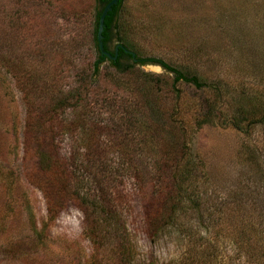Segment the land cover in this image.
Segmentation results:
<instances>
[{
    "label": "rangeland",
    "instance_id": "rangeland-1",
    "mask_svg": "<svg viewBox=\"0 0 264 264\" xmlns=\"http://www.w3.org/2000/svg\"><path fill=\"white\" fill-rule=\"evenodd\" d=\"M94 11L93 0H0V264H264V123L246 126L241 112V127L230 123L237 102L257 110L255 119L264 111V0H123L120 6L117 29L140 56L208 83L197 89L172 82L159 65L138 66V78L159 79V100L189 142L185 198L214 218L206 231L185 212L178 227L153 240L141 203L159 192L168 169L144 128L148 117L131 80H116L103 61L80 106L48 118L54 99L91 71ZM18 61L32 64L35 83L20 80L28 70ZM30 94L42 99L31 106L44 122L36 130L52 134L58 155L70 159L68 195L52 210L32 183L34 161L22 156ZM209 94L214 116L200 123ZM83 108L82 124H71ZM78 205L90 213L88 230Z\"/></svg>",
    "mask_w": 264,
    "mask_h": 264
},
{
    "label": "trees",
    "instance_id": "trees-1",
    "mask_svg": "<svg viewBox=\"0 0 264 264\" xmlns=\"http://www.w3.org/2000/svg\"><path fill=\"white\" fill-rule=\"evenodd\" d=\"M109 0H93L95 11H94V21H93V28L91 32V43L95 49L94 59L91 62V66L89 65V69L91 70L89 73L84 74L81 80V85L78 86H70L65 92L60 95L58 98H55L51 107L49 108L48 118L51 119L55 117L56 110L70 108L73 109L75 107L80 106V102L82 100V91L87 85L86 83L90 81L98 82L99 77L98 75V67L103 61H107L109 66L117 76L116 80H131V86L136 93L140 96L142 102L139 104V110L141 115L145 116L147 119L145 120V127L149 132V139L153 137L152 143L159 148L160 160L164 164V166L168 169V172L163 171L161 173L162 177H159L160 185L162 188L158 187L159 192H152L148 194V198L142 200L141 203V210H142V217H143V225L145 228L146 235L153 240L157 237L160 233L166 230L168 227H178L179 218L185 214V212L191 211L194 213L195 219H197V223L199 226L201 225L203 229L207 231L210 222L214 219L211 216L210 211L207 212L202 207L199 206V203L192 198H185L186 189L181 188L183 182L186 180L188 172L190 168L189 163L191 161L189 159V142L186 143L185 139L181 136V133L178 130H174V123L175 121L170 116V111L167 109V105L160 101V88H159V79L152 78L150 75L142 74V78L139 77V70L138 66L144 63L156 64L159 65L164 71L173 75L172 82L177 81L178 79H183L186 82H192L195 88H201L207 86V82L204 80L198 79L195 76H186L183 70H179L166 62L162 61L158 58L153 57H142L140 56L133 48L130 41L124 37L118 28L119 23V10L116 13L109 29L107 30L106 34H104V27H103V20H102V28H101V42L102 47L105 51L109 53L110 56L115 54L114 59L110 56H106L101 53L97 47L96 43V27L98 16L101 12L102 7L108 2ZM118 1V0H117ZM116 1V2H117ZM115 2V3H116ZM114 3V4H115ZM112 4L110 8L106 11L105 15L109 12V10L114 6ZM104 15V16H105ZM103 16V17H104ZM77 44V43H76ZM78 46V45H76ZM116 47V53L114 49ZM125 49L130 52H125ZM131 53H133L131 55ZM2 57V56H1ZM123 60V61H121ZM23 66L24 70H28V72H24L19 75L20 80H27L35 83V79L31 75L30 66L29 64L24 61L19 62L18 65ZM17 76V75H16ZM157 77V76H156ZM18 78V76H17ZM137 79L139 81L137 82ZM26 80V81H25ZM38 82H42L41 78H38ZM125 80V81H126ZM44 81V80H43ZM44 83V82H43ZM161 84V83H160ZM43 84H40V87ZM97 87V84L94 86ZM157 87V88H156ZM37 88L35 85L29 90L33 91ZM214 91V95H217L219 90V86H215L214 84L210 87ZM56 91V89H55ZM159 92V93H158ZM45 95V94H43ZM55 97V96H54ZM42 99L38 98L32 94H30L29 98L27 99V112L25 114V129L23 130L22 135V156L25 158H31L34 161L32 166L31 176L34 177L35 182H32L35 187L38 188L44 201L48 206V209L52 210L53 205H58L63 201L64 198L68 195L67 188H66V178H67V165H68V158L65 159L63 156L58 155L55 150V144L53 142V135H44V133L37 131L36 128L40 125H43L44 122L40 121L39 118H35L32 116V112L34 111L31 106L33 105L34 99ZM212 97L203 96L202 99H206V104L200 107V123L211 122L213 118V103ZM239 101V98L236 99L235 102ZM236 104V103H235ZM239 107L236 108L235 116L230 117L231 124L236 129L240 128L241 125L238 124L241 120L240 117H237L242 114V119L246 120V126L248 124H252L256 121L264 123V111L262 110L261 117L255 119L254 117L256 111L245 110L242 101L237 102ZM236 104V105H237ZM83 107V106H81ZM85 108L81 110L79 115L75 116V118L70 120L71 124L75 126H80L82 124V116L83 111ZM47 112V113H48ZM250 116V117H249ZM36 117V116H35ZM254 118V119H253ZM239 120V121H238ZM79 124V125H78ZM199 124V122H198ZM85 128V127H83ZM188 150V151H187ZM185 159V162L182 164L181 161ZM164 176V178H163ZM137 187L141 185L142 181L136 182ZM261 183V182H260ZM259 184V181H258ZM258 184L255 183V187L258 188ZM68 185V184H67ZM264 185V184H262ZM155 186V183L154 185ZM139 191V195L141 194V189H137ZM74 193V191H73ZM72 194V192H71ZM74 195V194H73ZM257 195V194H256ZM69 197H72L70 195ZM185 201H184V200ZM255 203H259L260 199L257 196L252 200ZM185 202L188 204L186 205ZM78 209L82 212L84 217V222L88 230V220L90 217L89 211L83 205H78ZM185 216V215H184ZM110 217L106 215L105 218ZM91 220V217H90ZM208 220V221H207ZM207 221V222H206ZM185 226V224H184ZM89 228H94L89 227ZM211 228V227H210ZM186 231L187 230L185 226ZM262 234L264 229L261 228L259 230ZM263 238V235L261 236ZM122 245V246H121ZM120 252L124 253L126 250L125 243L121 242Z\"/></svg>",
    "mask_w": 264,
    "mask_h": 264
},
{
    "label": "water",
    "instance_id": "water-1",
    "mask_svg": "<svg viewBox=\"0 0 264 264\" xmlns=\"http://www.w3.org/2000/svg\"><path fill=\"white\" fill-rule=\"evenodd\" d=\"M109 0L101 9V12L98 16V21H97V27H96V43L99 51L103 53L106 56H110L107 51H105L102 47V42H101V28H102V20H103V27H104V34H106L107 30L109 29L116 13L118 12L123 0ZM116 2V3H115ZM115 3V4H114ZM114 4V6L109 10V12L105 15L106 11L110 8V6ZM105 15V16H104ZM104 16V17H103ZM116 51V47L114 49ZM114 51V52H115ZM125 52H130L125 49ZM116 53V52H115ZM133 53H131L132 55ZM112 59H114L115 54L110 56Z\"/></svg>",
    "mask_w": 264,
    "mask_h": 264
},
{
    "label": "flooded vegetation",
    "instance_id": "flooded-vegetation-1",
    "mask_svg": "<svg viewBox=\"0 0 264 264\" xmlns=\"http://www.w3.org/2000/svg\"><path fill=\"white\" fill-rule=\"evenodd\" d=\"M115 51V50H114Z\"/></svg>",
    "mask_w": 264,
    "mask_h": 264
}]
</instances>
